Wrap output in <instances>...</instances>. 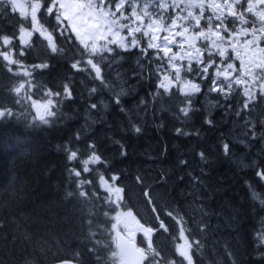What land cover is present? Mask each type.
I'll return each mask as SVG.
<instances>
[{
	"label": "trees",
	"instance_id": "16d2710c",
	"mask_svg": "<svg viewBox=\"0 0 264 264\" xmlns=\"http://www.w3.org/2000/svg\"><path fill=\"white\" fill-rule=\"evenodd\" d=\"M18 23V14L15 18H0V29L11 34ZM58 42L70 49L66 56L38 59L33 52L25 63L48 60L49 68L37 70L35 75V82L46 88L62 91L61 84H70L73 98L63 100V118L51 126L36 127L22 119L0 121V264H24L26 258H35L38 264H51L59 261L58 256L68 258L72 251L81 252L84 264H96L87 252L91 245L80 243L87 233L81 205L72 198L65 199L66 191L74 187H70L67 170L78 166L69 163L63 150L69 143L85 152L87 144L94 143L108 162L105 175L122 174L128 206L137 219L143 217L141 223L148 221L155 227L157 222L143 195L145 190L150 191L169 229L167 233L161 230L153 234L154 246L165 255L174 253L175 243H182L172 239L178 235L179 225L164 216L166 211L175 209L184 214L187 227L204 245L194 256L195 264H264V244L256 237L264 225V207L253 199L249 188L251 185L252 190L264 195V180L256 175L258 170H264V101L256 104L250 116L242 112L237 117L235 112L241 108L243 98L229 97L227 103L231 108H226L218 93H208L212 86L209 79L194 97L195 111L185 118L179 112L176 97L153 100L156 81L148 78L149 60L136 48L120 50L116 57L118 65L111 75L119 70L122 86L130 91L118 106L114 94L93 79L94 73L90 76L72 69L74 59L80 58L76 55L78 43L70 46L62 40ZM152 53L149 50V57ZM138 61L144 66V79L132 75L141 71ZM105 78L111 80V76ZM16 82L0 68V88L7 89ZM92 88L97 92L90 96ZM3 98L10 106L12 97ZM141 100L147 102L145 110H140ZM217 101L219 106H211ZM91 104L97 108L90 109ZM121 106L127 111L121 112ZM16 110L22 112L23 107L17 105ZM34 113L35 109H31L24 116L30 121ZM209 119L212 125L206 123ZM246 120L254 128L245 127ZM133 124L141 128L139 133L133 131ZM178 128L181 134L176 132ZM77 132L81 133L78 142L74 140ZM225 143L230 147L228 155L224 153ZM121 145L126 155H121ZM201 152L205 160H201ZM137 176L144 177L143 185L136 183ZM199 203L208 213L204 222L209 227L204 232L197 230L201 221ZM142 239L138 232V245Z\"/></svg>",
	"mask_w": 264,
	"mask_h": 264
},
{
	"label": "snow or ice",
	"instance_id": "6c2138e0",
	"mask_svg": "<svg viewBox=\"0 0 264 264\" xmlns=\"http://www.w3.org/2000/svg\"><path fill=\"white\" fill-rule=\"evenodd\" d=\"M17 14L19 23L14 25L11 34L0 29V68L17 81L7 89L0 88L3 94L0 95V121L22 119L36 127L38 124L51 126L63 118L60 106L64 99L73 98L70 84H61L62 91L46 88L35 82V75L37 70L49 68L48 60L32 65L25 63L33 52L38 59L66 56L70 49L66 50L60 40L70 46L78 43L76 55L80 58L74 59L72 69L90 76L94 73L93 79L114 94L118 106L130 91L122 86L119 70L111 75L118 65L116 57L120 50L136 48L149 60L148 78L156 81V91L151 94L153 100L162 96L176 97L179 112L185 118L190 111H195L194 97L201 93V85L209 79L212 86L208 93H218L226 108H231L227 103L229 97L243 98L241 108L235 112L237 117L242 112L250 116L256 104L264 101V0H0V18H15ZM149 50H153L151 57ZM137 63L141 71L132 75L144 79V66ZM106 75L111 76V80L106 79ZM96 92L97 89L92 88L89 95ZM4 95L12 97L10 106L5 103ZM17 105L23 107L22 112L16 110ZM139 105L140 110L147 108L145 100ZM211 106H219V101ZM89 107L96 109L97 105ZM31 109H35V113L29 121L24 112ZM120 110L127 111L122 106ZM206 123L212 125L213 121L209 119ZM244 125L248 127L251 121L246 120ZM132 129L137 133L141 131L134 124ZM176 132L181 134L182 130L178 128ZM252 136L255 138V131ZM80 139L81 133L77 132L74 140ZM86 148L85 152L71 143L64 145L69 163L78 165L67 170L70 187H74L66 191L65 199L72 198L81 205L87 233L80 243L91 245L87 252L95 258L96 264H195L194 256L204 245L187 227L184 214L175 209L164 213L179 225L173 241H182L175 243L172 255H165L154 246L153 234L161 230L167 233L169 229L150 191L145 190L143 195L157 222L155 227L148 221L141 223L143 217L137 219L128 206L126 186L121 184L122 174L105 175L108 162L94 143H88ZM121 149V155H126L123 145ZM223 149L228 155L227 143L223 144ZM199 155L201 160L206 159L203 152ZM256 175L264 180V170H258ZM164 178L162 175L161 180ZM135 180L138 185L144 183V177L137 176ZM249 188L253 199L264 207V195L252 190L251 185ZM197 210L201 215L197 230L204 232L209 227L204 222L208 213L203 203L198 204ZM101 217L103 222H100ZM129 217L135 222V231L128 226L126 218ZM136 232L143 235L139 245ZM256 237L264 244V225ZM57 259L59 264H84L80 251ZM24 264L38 262L35 258H26Z\"/></svg>",
	"mask_w": 264,
	"mask_h": 264
},
{
	"label": "rangeland",
	"instance_id": "374dc122",
	"mask_svg": "<svg viewBox=\"0 0 264 264\" xmlns=\"http://www.w3.org/2000/svg\"><path fill=\"white\" fill-rule=\"evenodd\" d=\"M176 49H174L175 51ZM127 220V223H128V226L129 228L132 230V231H135V228H136V225H135V222L129 217V218H126ZM138 233V232H137Z\"/></svg>",
	"mask_w": 264,
	"mask_h": 264
},
{
	"label": "water",
	"instance_id": "95a60500",
	"mask_svg": "<svg viewBox=\"0 0 264 264\" xmlns=\"http://www.w3.org/2000/svg\"><path fill=\"white\" fill-rule=\"evenodd\" d=\"M53 264H59V262H55V263H53Z\"/></svg>",
	"mask_w": 264,
	"mask_h": 264
}]
</instances>
